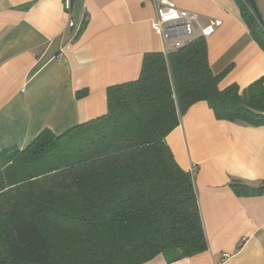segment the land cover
Here are the masks:
<instances>
[{
	"label": "trees",
	"instance_id": "1",
	"mask_svg": "<svg viewBox=\"0 0 264 264\" xmlns=\"http://www.w3.org/2000/svg\"><path fill=\"white\" fill-rule=\"evenodd\" d=\"M239 4L264 50L263 28ZM226 74H213L202 37L145 54L137 80L107 89L105 115L0 150V264L173 263L206 252L195 178L166 139L199 102L218 120L264 125V77L241 93L219 88Z\"/></svg>",
	"mask_w": 264,
	"mask_h": 264
},
{
	"label": "crops",
	"instance_id": "2",
	"mask_svg": "<svg viewBox=\"0 0 264 264\" xmlns=\"http://www.w3.org/2000/svg\"><path fill=\"white\" fill-rule=\"evenodd\" d=\"M163 2L196 13L210 32V68L227 72L221 90L236 84L242 93L264 77V50L239 0H73L70 12L63 0H0V150L105 115L107 89L137 80L145 54L163 53L151 26ZM256 2L264 19V0ZM166 141L183 170L196 166L209 249L146 264H264V125L218 120L199 102Z\"/></svg>",
	"mask_w": 264,
	"mask_h": 264
},
{
	"label": "built area",
	"instance_id": "3",
	"mask_svg": "<svg viewBox=\"0 0 264 264\" xmlns=\"http://www.w3.org/2000/svg\"><path fill=\"white\" fill-rule=\"evenodd\" d=\"M63 3L65 9L70 12L73 0H63ZM198 19L196 13L178 10L165 2L160 4L157 17L151 26L153 31L163 39L165 55L179 50L199 38L196 35L197 29L201 32L200 37L204 39L210 35V32L200 27ZM195 172L196 166H192L190 173L194 176Z\"/></svg>",
	"mask_w": 264,
	"mask_h": 264
},
{
	"label": "water",
	"instance_id": "4",
	"mask_svg": "<svg viewBox=\"0 0 264 264\" xmlns=\"http://www.w3.org/2000/svg\"><path fill=\"white\" fill-rule=\"evenodd\" d=\"M247 3L251 9V11L253 12L254 16L256 17V19L258 20V22L260 23L261 27L264 30V19L263 16L258 8L257 2L256 0H247Z\"/></svg>",
	"mask_w": 264,
	"mask_h": 264
}]
</instances>
